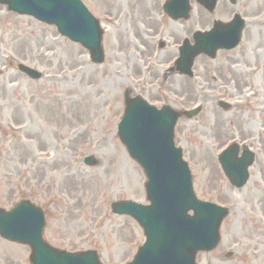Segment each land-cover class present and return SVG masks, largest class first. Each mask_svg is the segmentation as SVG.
Returning a JSON list of instances; mask_svg holds the SVG:
<instances>
[{
    "label": "rangeland",
    "instance_id": "obj_1",
    "mask_svg": "<svg viewBox=\"0 0 264 264\" xmlns=\"http://www.w3.org/2000/svg\"><path fill=\"white\" fill-rule=\"evenodd\" d=\"M83 1L105 23L106 15L112 14L118 24L105 36L103 67L93 65L86 59V51L62 37L55 27L0 5V205L13 204L15 193H31L30 199L47 207V237L56 246L71 251L96 249L104 264H126L143 242V232L130 217L111 213L110 203L114 198L146 202L145 176L115 131L126 84L125 72L116 66L121 60L135 63L130 48L139 38L143 42V34L148 32L143 26L158 29L155 18L160 0H136L130 24L123 18L128 10L125 0ZM242 6L259 12L264 0H247ZM221 7L222 3L210 15L195 3L191 20H162L170 33L191 35L193 28L211 26L215 17L222 18ZM249 33L238 52L256 54L250 64L259 68L258 83L264 80V28H250ZM19 62L40 69L44 79L31 81L16 69ZM228 73L233 78L230 70ZM242 83L237 85L239 92L244 90ZM259 90V99L252 98L248 106L230 112L223 113L215 103L206 104L207 110L198 120L183 118L176 130L177 143L187 148L186 160L198 195L235 206L220 231L223 241L219 249L199 255L203 264H264V256L250 254L264 241V225L256 220L258 215L264 218V131H260L264 114L258 107L264 101V86ZM192 95L187 93L188 100ZM208 113H215L219 125L207 133ZM226 123L230 124L226 135H217ZM238 136L253 137L252 146L258 152L251 180L240 190L228 184L223 194L210 195L212 190L218 191L223 173L212 154L217 150L211 151L205 139L222 145ZM89 153L100 160L99 166L83 165L82 158ZM3 242L0 239V264H29L28 247ZM234 243L240 253L221 260L220 255L234 249Z\"/></svg>",
    "mask_w": 264,
    "mask_h": 264
},
{
    "label": "water",
    "instance_id": "obj_2",
    "mask_svg": "<svg viewBox=\"0 0 264 264\" xmlns=\"http://www.w3.org/2000/svg\"><path fill=\"white\" fill-rule=\"evenodd\" d=\"M70 1L67 2L70 5L69 8L58 0H0L2 3H7L13 10L32 13L47 21H55L71 38L81 40L82 37L93 36L96 33L94 23L78 2ZM63 15L66 17L64 18ZM136 118L133 116L127 121L125 128H121V137L132 155L147 168L150 176L148 189L152 206L125 204L119 208L115 205V209L134 215L146 228L148 241L141 249L142 253L136 258V264H143L146 259H152L151 262L148 261V264H172L176 262V256L182 257L183 248L185 250L188 248L194 256L198 248H209L215 245L219 240L220 222L226 214L210 204L194 199L186 171L183 172V178L175 175L174 170L177 166L175 162H165L160 170L149 165L151 149L145 142L137 143L133 138V128L137 124ZM163 126L165 128L168 124L165 123ZM161 131L168 139L169 133L162 128ZM190 209L195 212L192 219L186 216V212ZM145 252L147 258L144 255ZM62 260L57 257L54 263L40 262L37 255L34 263L69 264ZM78 260L91 264L90 260L84 257Z\"/></svg>",
    "mask_w": 264,
    "mask_h": 264
}]
</instances>
